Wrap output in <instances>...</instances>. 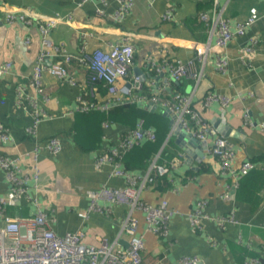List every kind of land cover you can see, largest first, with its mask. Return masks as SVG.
I'll return each mask as SVG.
<instances>
[{
	"label": "crops",
	"instance_id": "1",
	"mask_svg": "<svg viewBox=\"0 0 264 264\" xmlns=\"http://www.w3.org/2000/svg\"><path fill=\"white\" fill-rule=\"evenodd\" d=\"M132 2L130 12L115 23L111 17L119 7L118 0H0V127L9 137L0 140V159L10 163L11 170L19 171L26 185L25 193L15 194L7 181L8 171L0 166V227L3 216L29 219L41 212L58 236L82 231V241L87 245L97 247L106 238L125 247L127 235L121 234V225L129 210L126 205H111L100 199L99 207L108 208V212L88 211L93 192L102 187L127 186L124 177L110 175L111 164L96 166L100 155L118 148L121 168L136 178L139 198L151 206L165 200L175 211L165 238L148 230L143 211H133L138 222L137 235L144 241L141 264H175L181 258H195L198 264H245L249 259H259L264 264V0ZM169 9L171 16L165 19ZM252 9L258 18L244 35L232 38L224 49L225 70L215 69L217 61L213 53L201 64L196 45L208 39L210 26L198 21L197 16L220 15L234 30L236 23L245 20ZM8 13L23 14L39 22L30 25L9 22ZM55 14L63 19L48 28L46 38L60 51L91 52L106 49L109 43L123 37L129 38L134 59L128 78L135 76L137 68L147 75L152 64L160 60L162 51L171 62L193 61L196 67L203 68L197 84L191 78L178 83L191 86L186 94L192 95V106L201 109L202 118L211 127L208 142L217 136L226 137L214 127L215 122L225 124L236 133L226 137L235 153L232 167L238 169L245 161L254 165L238 181L235 191L228 188L232 178L220 175L215 157L204 151L203 157L196 160L198 153L203 152L199 141L192 143L179 131L169 134V129L155 154L159 157L157 163L169 164L179 153L184 155L183 161L159 180H154L159 175L153 174L140 188L146 169L136 166H140L142 156L129 159L133 169L124 167V158L145 142L129 150L120 148V143L139 121L145 123L143 119H137L131 127L112 120H91L92 112H81L77 98L83 94L85 74L75 63L69 65L68 72V77L75 80L74 85L49 75L46 70L41 76V86L32 85L29 75L35 66L47 68L60 62L53 50L42 61L38 59L43 48L40 23ZM213 39L214 36L212 43ZM246 48L252 51L245 52ZM7 63L8 69L4 71ZM154 72L144 82L151 86L152 93L164 95L173 81L165 71L154 69ZM208 92L227 97L228 106L221 109L217 102H212L202 108ZM140 104L162 114L165 122L157 119L159 125H166H161L162 131L170 126V113L148 102ZM112 105L98 111H108ZM245 113L249 123H245ZM51 137L60 142L56 154L46 147ZM225 194L232 198L226 199ZM198 200H205L202 210L207 217L202 219L200 229H194L184 214ZM80 213L87 216L83 218ZM230 214L235 223L220 225L215 219Z\"/></svg>",
	"mask_w": 264,
	"mask_h": 264
},
{
	"label": "built area",
	"instance_id": "2",
	"mask_svg": "<svg viewBox=\"0 0 264 264\" xmlns=\"http://www.w3.org/2000/svg\"><path fill=\"white\" fill-rule=\"evenodd\" d=\"M119 7L112 15L111 20L120 23L133 7L132 0H118ZM29 14V11H25ZM32 13V12H30ZM33 14V13H32ZM171 16V9L167 11L164 18ZM258 18L254 9L243 21L236 23L235 29L231 30L227 19L220 15L211 18L207 13H200L197 20L210 26L209 37L205 42L196 45L198 59L204 64L207 57L213 53L216 56L217 71H224L227 65V58L224 54L228 42L235 36L245 34L248 27ZM6 19L9 22H24L30 25L38 21L36 18L26 17L23 14L8 13ZM59 15L50 16L40 23V30L43 35L42 51L39 61L48 57L51 50L59 56V63L52 64L47 68L35 66L30 75L29 81L35 87L41 86V76L44 70L55 78L66 79L74 85L73 77H68L69 65L72 63L81 67L85 74L83 94L77 98L81 112L91 110H104L109 104L137 102L138 104L148 102L152 107H161L170 113L172 119L169 134L175 133L178 129L183 130L189 136L207 143L205 153L215 157L220 166V175L231 177L233 182L228 188L232 191L238 186V181L246 176L254 165L250 161H245L238 169L232 167L234 160V150L231 142L224 136L212 138L208 142L211 127L202 118L201 109L192 106V95L181 94L179 91L172 93L165 98L159 93H152L146 98L139 96L136 92L140 91L143 83L138 76L128 78L129 67L133 63L134 49L130 39L123 37L120 40L108 44L106 49H94L91 52L79 51L78 53H68L60 51L57 47H52L46 38L48 28L62 20ZM39 22V21H38ZM214 36V43L212 37ZM251 48H246L245 52H251ZM165 51L160 53V60L152 64V68L158 72L165 71L173 82H179L184 78H191L194 84L200 80L203 68L196 67L193 61L187 63L171 62L165 59ZM174 61V60H173ZM6 64L4 71L8 69ZM101 83L105 87V94L101 95L98 85ZM152 84V83H150ZM151 88V86L149 85ZM152 89V88H151ZM212 102H217L221 109L229 104L227 97L208 92L202 102V108L208 107ZM245 123H249L247 113L244 114ZM8 134L0 127V140H7ZM156 141V134L152 128L145 127L143 121H139L135 128L123 137L120 148L129 150L142 142ZM46 147L49 152L56 154L60 150V142L57 137L48 139ZM158 155H155L148 163L145 177L142 178V188L153 174L164 176L171 170L180 165L184 155L179 153L173 160L166 165L158 164ZM122 156L118 148H113L109 152L97 158L96 166L109 163L113 166L110 175L124 177L127 186L124 188L102 187L100 190L90 195V206L88 211L108 212V208H100L97 201L105 200L109 204H123L129 210L121 225V234L127 235V245L119 246L116 242H109L102 238L100 244L91 246L83 243L82 231L66 233L58 236L50 227L45 215L41 212L29 219L11 218L3 216L2 226L0 227V264H141L144 241L142 236L137 235V220L133 216V211H143L147 228L160 238L168 235L170 219L175 211L170 209L165 200L160 201L157 206H151L139 198V190L135 189L136 178L121 168ZM0 166L7 170V181L12 191L19 195L26 192V185L20 178V172L10 169V163L0 159ZM226 199H231L230 194H225ZM205 200H198L193 209L185 213L190 226L200 229L202 219L207 217L203 213ZM2 205H0V215ZM85 218L86 213H80ZM216 221L221 225L225 223H235L232 214L225 217H216ZM264 258V257H263ZM175 264H198L195 258H181ZM245 264H260L259 259H249Z\"/></svg>",
	"mask_w": 264,
	"mask_h": 264
},
{
	"label": "trees",
	"instance_id": "3",
	"mask_svg": "<svg viewBox=\"0 0 264 264\" xmlns=\"http://www.w3.org/2000/svg\"><path fill=\"white\" fill-rule=\"evenodd\" d=\"M133 59H134V55H133ZM153 73L155 72H154V69L152 68L150 71H148L146 77L148 76L149 78H152ZM171 84H172L170 85L171 89L166 90L164 92L165 98H167L174 90L179 91L181 94L185 95L191 89V86H189L188 84H184L183 86H180L181 83H178V82H172ZM98 90L101 93V95L105 94V87H103L101 83H99L98 85ZM136 93L139 96H145L146 98H149L152 96V91L149 85L145 82L143 83L141 90ZM151 110H152L151 107L147 106V108H143L142 104H138L137 102H130V103H120L117 105L114 104L108 111L107 110L106 111L91 110L90 112L92 113L87 112V113H90L89 118L91 120H97V119H99L100 121H103V120L111 121L112 120V121H116V122L123 123L125 125H129L133 127L136 120L141 118L145 121L146 126L155 128L154 131L156 132V141L145 142L142 145L134 147L124 158V167L126 169L135 168V167H132L133 165H130L131 162H129V159L131 157H135V155L142 156L141 164L140 166H136V169H147L149 161L157 153V151L159 150L163 142L162 141L163 135L167 133L168 129L170 128V126L168 125L169 128L167 127L164 131H162L161 125L166 126V125H163V123L165 122L164 117L158 111L156 110L151 111ZM82 114L88 115L84 113ZM157 119H159L160 121H163V123L159 125L157 123ZM201 169H204L203 165L201 166ZM188 174L189 173H187V175ZM159 177H163V176L154 177V180H159L160 179Z\"/></svg>",
	"mask_w": 264,
	"mask_h": 264
},
{
	"label": "water",
	"instance_id": "4",
	"mask_svg": "<svg viewBox=\"0 0 264 264\" xmlns=\"http://www.w3.org/2000/svg\"><path fill=\"white\" fill-rule=\"evenodd\" d=\"M134 75H135V76H138L139 79H140V81H141L142 83L146 80V75H145L142 71H140L138 68L134 70ZM214 127L218 130V132H219L220 134H223V135H225L226 137H227V136H235V134H236L235 131L230 130L225 124H222V123H220V122H215V123H214ZM178 131L181 133L182 136H184V137H186L187 139H189L190 142H192V143H198V140H197V139H195V138L189 136V135H188L186 132H184L183 130L178 129ZM199 143H200L201 145H203V146H202V150H203V152L200 151V152L198 153L199 158H196V160H198V161L200 160L201 157H203V155H204V151H205V149H206V147H207V143H206V142L199 141Z\"/></svg>",
	"mask_w": 264,
	"mask_h": 264
}]
</instances>
